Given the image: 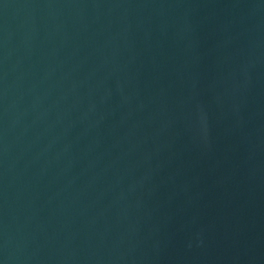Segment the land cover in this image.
Wrapping results in <instances>:
<instances>
[{"label": "water", "instance_id": "95a60500", "mask_svg": "<svg viewBox=\"0 0 264 264\" xmlns=\"http://www.w3.org/2000/svg\"><path fill=\"white\" fill-rule=\"evenodd\" d=\"M0 264H264V0H0Z\"/></svg>", "mask_w": 264, "mask_h": 264}]
</instances>
